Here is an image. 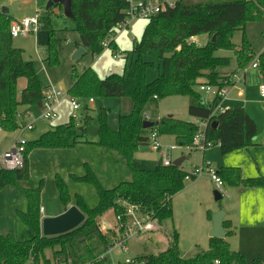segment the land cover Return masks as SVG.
<instances>
[{
  "label": "trees",
  "instance_id": "trees-1",
  "mask_svg": "<svg viewBox=\"0 0 264 264\" xmlns=\"http://www.w3.org/2000/svg\"><path fill=\"white\" fill-rule=\"evenodd\" d=\"M52 8L39 13L41 28L47 32L44 60L48 64L58 62L59 49L50 21ZM124 9L125 0H71L75 30L88 42L86 52L100 53L104 49L102 42L107 40L108 47L117 53L112 35L115 25L125 17ZM262 10L264 0H180L175 7L147 20L141 38L138 41L133 39L131 51L124 56L122 74L113 72L100 78L92 67H82L77 71L73 66L72 84L67 91L69 95L79 98L98 94L119 99L116 129L107 123L109 110H99L96 143L123 156L129 163L131 178L107 188L89 168H86L83 175L72 174V179L94 187L97 203L88 207L83 198L76 194L75 206L84 214L83 222L68 232L44 236L40 230L39 213L42 181L37 187L31 184L23 187L19 184L29 181L28 153L34 148H65L81 142L87 131L85 128L80 130V127L91 125L92 116L85 114L78 124L70 118L68 122L55 125L37 138L26 141L23 166L13 170L0 169V189L14 185L26 196L28 208L20 213V218L33 231V236L21 241L9 234H0V262L50 264V259L45 256L48 249L52 251V257L70 258L76 264L95 259L112 244L111 227L116 225L115 216L124 209L119 204L121 200L138 204L149 213L155 220L157 230L161 229L163 220L172 218L171 199L184 187L187 171L181 166H165L161 163L154 169L139 168L132 164V158L139 147L147 145L152 131L160 136L172 135L177 144L190 147L198 125L196 122L164 116L153 121L151 127L143 128L147 105L157 106L161 99L169 96H186L188 114L206 122L205 137L213 144H218L222 154L254 145L257 125L244 108L228 107L211 117L218 99H214L210 105L203 104L197 86L201 83L225 86L224 79L235 72L222 75L220 69L229 64L230 57L215 54L219 49L232 51L236 70L239 71L257 57L256 68L264 79V50L256 56L244 33L238 46L231 40L234 31L243 28L247 21H264ZM13 20L9 13L0 10V127L6 131H13L24 123L17 115L20 106L41 105L42 90L45 87L40 82L33 62L24 59L23 50L12 43L9 27ZM203 34L208 37L203 44L190 40L193 36ZM79 45L76 42V46ZM147 57L153 60H147ZM154 61L158 64V74L148 81L146 70L154 65ZM21 80H24L23 85ZM213 120L217 122L215 127L211 126ZM217 174L225 186L264 189V175L242 177L239 167H220ZM55 184L67 208L70 203L67 184L58 175L55 176ZM107 212L113 215L114 222L107 226L108 232L104 233L99 217ZM223 227L227 229V236L232 233L226 220L223 221ZM215 260L218 264H246L243 255L230 246L227 238L211 237L207 249L183 258L179 252V235L175 230L170 234L166 248L144 256L140 262L214 264ZM252 264H264V259L256 258Z\"/></svg>",
  "mask_w": 264,
  "mask_h": 264
},
{
  "label": "rangeland",
  "instance_id": "rangeland-1",
  "mask_svg": "<svg viewBox=\"0 0 264 264\" xmlns=\"http://www.w3.org/2000/svg\"><path fill=\"white\" fill-rule=\"evenodd\" d=\"M47 2L48 0H0V10L2 7H6L9 11V15L13 17L14 20H18L22 17H30L36 13H42ZM50 21L59 42L57 63L48 64L44 60L46 56L45 46L38 42V40L41 42L44 37L45 39L47 38V32L42 28L26 36L12 38V43L15 47L24 49V58L33 62L34 69L43 86L53 85L65 92L68 91L72 84L71 71L73 66L76 67L77 71H80L82 67H92L100 78L113 72L122 74L125 61L124 56L131 51L133 39L138 41L141 38L143 29L148 22L147 19L136 18L128 23L127 28L116 30L114 41L117 46V58H113V51L109 47H105L98 54L85 52L81 56L75 57L77 51L76 42L80 41L79 34L75 30L76 22L66 17L59 6H53ZM263 31V20L247 21L243 28L234 31L231 40L238 46L244 33L246 39L251 43L253 53L257 56L264 48ZM207 39V36L203 39L202 35H198L196 43H205ZM215 54L230 57L229 64L226 67H222L225 70H230L235 66L232 51L219 49ZM146 59L153 60L149 57ZM121 61H123L122 64ZM251 63L252 62L243 69L245 72V84L242 85V100L245 101L244 104H246L248 108L257 113L258 137L264 139V104L255 98L256 87L259 81H261V78L258 69L250 67ZM105 65H107V67H105ZM157 67L158 64L154 61V65L147 68V80L150 81L156 78ZM263 81L264 79L262 82ZM20 82L23 84L24 80ZM92 97L93 103L89 105V110H84V108H82L77 113L78 117L82 115V118L85 114H90L92 116L91 125L96 126L98 124L97 117L99 110L101 108H107L109 110L107 123L111 128L116 129L118 126L119 99L116 97H103L98 94ZM88 98L89 96L79 97L82 103H85ZM207 98L210 99V97ZM186 101V96L165 97L158 102V106L147 105L144 114L150 116L149 119L153 121H157L172 113L178 119L190 118L192 120V118L195 117L189 115L186 111ZM56 111L58 117L55 120L51 123L36 120L35 128L32 130H24L21 132L20 129H15L13 131L0 129V152L12 145L20 135H22L26 141H28V139L32 140L43 132L51 129L56 124L68 122L70 119L69 116L72 114L68 98H64L58 105ZM19 112L22 114L27 112L32 113L27 116V121L36 119L40 113L38 107L33 105H22L19 107ZM94 137V135L92 136L87 132L82 136L81 142H86L88 141L86 139H92ZM160 139L163 144L170 142L176 145L175 148L171 150L172 160L182 151H189L186 148L178 146L174 140L171 141L166 135H162ZM96 141L97 140L93 142L76 143L71 147L65 148L32 149L28 153L29 181L24 183L20 182L19 184H21V186L31 184L37 187L39 182L42 181L39 207L46 209V212H51L57 207L64 206L55 184V176L58 175L67 184L70 204L75 205V195L79 194L88 207L95 206L97 203V195L94 187L91 184L72 179V174L82 175L85 173L86 168H89L105 186H115L119 182L130 180L131 178L130 167L127 160L115 150L97 144ZM189 152H191V154H187V158L182 164V168L186 171L190 170L192 165H199L201 163V152L197 150ZM159 159H161L160 152L152 150L148 145H143L134 153L132 164L139 168L154 169ZM211 166L216 169L213 165ZM125 174L126 177H124ZM114 176H117L116 183H111L113 182V178H116ZM205 176L209 177L207 174ZM199 177L201 178V176ZM192 183L193 181H185L184 187L187 189ZM188 189L192 190L193 188ZM189 190H184L182 194L174 198V205L176 208L174 220L165 219L163 220L162 229L157 230L155 224V227L148 233H141L131 238L127 243V252H121L118 248H113L107 254V263L113 264L118 260L123 261L125 258H130L133 259V264H138L144 256L166 248L169 244L170 234L174 229L180 232L179 252L183 258L191 257L196 252L207 249L208 232L205 233L201 223L207 216L208 205L205 201H201L200 203L193 201V196L189 195L190 192L188 193ZM211 197L213 198L211 203L216 206H224L229 202V199L225 196L220 200H215L213 190ZM187 200L191 203L189 204ZM27 208V198L18 187L6 185L0 189V234H9L14 239L21 241L30 239L33 236V231L20 218V213L27 211ZM99 221L101 227L105 229V227L112 225L114 218L110 212H107L99 217ZM230 241L232 246H234L235 238H231ZM194 243L198 246L195 247ZM45 256L51 259L52 251L49 249L46 250Z\"/></svg>",
  "mask_w": 264,
  "mask_h": 264
},
{
  "label": "built area",
  "instance_id": "built-area-1",
  "mask_svg": "<svg viewBox=\"0 0 264 264\" xmlns=\"http://www.w3.org/2000/svg\"><path fill=\"white\" fill-rule=\"evenodd\" d=\"M179 1L180 0H125V17L122 21L115 25V32L112 35V38H114L117 29L123 30L124 28H127L128 23L132 19L142 18L148 20L157 13L175 7ZM261 14L264 15L263 10L261 11ZM41 26L42 24L39 20V13H36L30 17H22L21 19L13 20L10 23L9 32L12 38H17L20 36H26L29 33L37 32ZM190 40L196 43L195 36L191 37ZM102 46L103 48L108 47V41H103ZM112 56L113 58H117V53H113ZM251 67H257V57L253 59ZM227 76V79H224V82L226 83L225 86L219 87L218 85L206 83H201L197 86V90L200 92L201 102L203 104L210 105L214 99H218V102L211 111V117H215L218 113H221L226 109L222 102L227 97L228 87L231 85V83L242 82L243 80V73L241 71L234 72L233 74ZM42 95V103L38 107L40 113L36 119L27 121V116L31 115V112H27L24 115L21 113L17 114L19 118L24 120V123L17 128L20 129L21 132L24 130L34 129L36 120H41L46 123H51L53 120H55L58 116L56 111L57 107L64 100V98H68L72 110V114L69 116V118L73 119L77 124L80 122L82 116L80 115L78 117V111L82 108L86 110L87 107L93 103V97H89L85 103H82L79 98L73 97L69 95L68 92H65L53 85L45 86L42 90ZM258 95L264 103V81L258 85ZM207 97H210V99ZM145 119H148L146 114ZM196 123L198 125V130L192 138L191 146H188L187 148L204 151L214 144L205 137L204 127L206 126V122L197 119ZM25 144V138L20 135L9 148L0 152V169L13 170L21 168L24 163ZM147 145L152 150L161 153V164L165 166L172 164L173 160L171 157V150L175 148V145L163 144L161 142L160 135L156 131H152L150 133ZM203 174H207L209 176L211 182L213 183L214 189H216L222 197H229L222 178L217 174V170L214 169L207 161H203L199 165L192 166V168L185 174L184 181H193ZM119 204H121L124 209L122 213H119L115 216L116 225H113L112 227L110 226L112 233V244L108 246L104 253L100 254L95 259L77 264H108L107 254L113 248H118L121 252H127V243L131 238L138 236L141 233L151 231L155 227V220L149 213L143 211V209L138 204H134L126 200L119 201ZM41 210L42 209H40V211ZM102 228L103 227H101V229ZM102 231L107 233L108 228L105 227V229L103 228ZM133 262V259L125 258L123 261L118 260L113 264H133ZM141 263L144 262L142 261L138 264ZM0 264L6 263L0 262ZM50 264L76 263H74V261L70 258L52 257L50 259ZM214 264H218V261L215 260Z\"/></svg>",
  "mask_w": 264,
  "mask_h": 264
},
{
  "label": "crops",
  "instance_id": "crops-1",
  "mask_svg": "<svg viewBox=\"0 0 264 264\" xmlns=\"http://www.w3.org/2000/svg\"><path fill=\"white\" fill-rule=\"evenodd\" d=\"M8 13H9V11H8ZM202 36H203V39L206 37L205 34H203ZM197 37L198 36H195V40L197 39ZM46 41H47V38L45 39V37L43 40H41V42H40V40H38V42L43 44L44 46L46 44ZM77 47L78 46H76V48ZM21 49L24 51L23 48H21ZM23 58H24V56H23ZM234 61H235V58H234ZM124 63H125V61H124ZM251 68H253V67H251ZM255 69H257V68L255 67ZM220 71L223 73L222 75H226L232 71H235V72L241 71L243 73L242 82H235V83L232 82L231 85L228 87L227 97L224 99L222 104L225 108L233 107V106L243 107L244 110L253 118L255 123L257 122L256 123V125H257L258 124L257 113L254 110L248 108L246 106V104H244L245 101L242 100V96H243L242 85L245 84V72L243 70H240V71L236 70V61H235V66L232 69L225 70L224 68H221ZM157 74H158V67H157ZM260 78H261V81H259V83H261L263 80L261 75H260ZM259 83L257 84V87H256L255 98L258 101L263 102L259 98V95H258ZM187 104H188V99L186 101V111H187ZM87 109L89 110V106L87 107ZM22 115H24V114H22ZM171 116L175 117V115L173 113L171 114ZM149 118H150V116H148V119ZM175 118H177V117H175ZM183 119L185 121L197 122L196 118H192V120L190 118H183ZM183 119H181V120H183ZM149 120H152V119H149ZM56 125H58V124H56ZM96 127H97V125H96ZM94 136L95 137L92 139L91 138L86 139V140H88L86 142H93V141L97 140V134ZM166 136H168L171 139V141L172 140L175 141L174 136H172V135H166ZM28 140H30V139H28ZM86 142H78V143H86ZM171 144L172 143H170V142L165 143V145H171ZM176 144H177V142H176ZM172 145H174V144H172ZM177 145L180 147H183L179 144H177ZM9 147H7V148H9ZM183 148H186L189 151L197 150V151L201 152L202 153L201 163L203 161H207V162H209L210 165H213L216 169H219L220 167L235 166V167L240 168L242 177H253V176H258V175H264V139L258 137V125H257V135L255 137V144L248 147V148H241V149L233 150V151L226 153V154L221 153L218 144H214L211 147L205 149L204 151H201L198 149H189L187 147H183ZM189 151L188 152L182 151L180 154L177 155L176 158H182L183 159L182 163L180 165L181 167H182L183 162L187 158V154H191V152H189ZM159 161H160V159H159ZM28 164H29V161H28ZM157 165H159V164H157ZM184 171H186V170H184ZM94 172H96V171H94ZM73 175H75V174H73ZM205 175L204 174L201 175V178L199 177L200 179L196 178L195 180H193L192 185L190 187H188V188H193L192 190L191 189L189 190L188 188L186 189V187H183L180 191H178L172 197L171 205H172L173 214H172L171 220H174V218H175L176 208L174 205V198L176 196L182 194V192L184 190H189L188 193L190 192L189 195L193 196V198H192L193 201L199 202V203L201 201H205V203L208 205V209H207L208 213L207 214L211 215L212 213H214L215 211H217L219 209H224L225 216H224L223 221L226 220L228 222L229 227H230L229 230L232 231V233L228 236L226 235L225 238H227L230 246L234 250L239 251L243 255L246 264H252L253 260L256 258L264 259V189L262 187L225 186L226 190L228 192V195H229V197H228L229 202L224 206H216V205L211 203V200H213V198L211 197L212 190H215L213 183L211 182L209 177H207ZM117 176H114L116 178H113V182H111V183H116ZM124 177H126V174ZM22 182L24 183L25 181H22ZM26 186H28V185H25L23 187H26ZM103 186H105V185H103ZM105 187L111 188L113 186H105ZM187 202L189 204L191 203V202H189V200H187ZM71 205H73V204L69 203L67 208ZM67 208H65V206H61V207L55 208L54 211L46 212V209H44L43 207H40V209H42L41 211L39 210L40 222H41L42 218L56 216V215L62 213L63 211H65ZM201 226L203 227V230L205 231V233L209 232V230L211 229V226H212L211 216L207 215L205 220H203V222L201 223ZM162 227H163V225L161 226V229H162ZM40 230H41V224H40ZM174 230L177 231L176 229H174ZM225 230L227 232V229H225ZM148 232L149 231H147L145 233H148ZM177 232H178V235H180V232L179 231H177ZM209 238L210 237L208 235L207 242H208ZM231 238H235L234 246H232V243L230 241ZM194 245H195V247L198 246L196 243H194ZM179 248H180V246H179Z\"/></svg>",
  "mask_w": 264,
  "mask_h": 264
},
{
  "label": "water",
  "instance_id": "water-1",
  "mask_svg": "<svg viewBox=\"0 0 264 264\" xmlns=\"http://www.w3.org/2000/svg\"><path fill=\"white\" fill-rule=\"evenodd\" d=\"M60 6L62 7L63 14L70 18L74 19V15L71 11V0H48L45 10L53 6ZM1 11L4 13H8V9L6 7H2ZM215 35L212 36V41H214ZM80 39V46L77 47V51L75 53V57H79L85 53V48L88 45L86 39L79 35ZM169 117L171 115H168ZM217 124L216 120L211 122V126L215 127ZM153 125V121L149 119H144L143 121V128H149ZM85 130L91 134L96 135L98 132V128L93 125H88L86 127H80V130ZM182 158H176L172 161V164L175 166H180L182 163ZM161 161L158 162L160 164ZM213 196L215 200H220L222 198L221 194L215 189L213 190ZM225 216V211L223 209H219L215 211L211 215V222L212 226L208 232L209 237L213 238H225L227 235L226 230L223 227V219ZM84 220V214L75 206H69L65 211L62 213L53 216V217H44L41 220V233L44 236H54L58 234H62L68 232L74 228H76L80 223ZM147 264V263H141Z\"/></svg>",
  "mask_w": 264,
  "mask_h": 264
},
{
  "label": "clouds",
  "instance_id": "clouds-1",
  "mask_svg": "<svg viewBox=\"0 0 264 264\" xmlns=\"http://www.w3.org/2000/svg\"><path fill=\"white\" fill-rule=\"evenodd\" d=\"M110 63H111V61H110ZM123 63V61H121V64ZM105 67H107V65H105ZM103 78V77H102Z\"/></svg>",
  "mask_w": 264,
  "mask_h": 264
}]
</instances>
